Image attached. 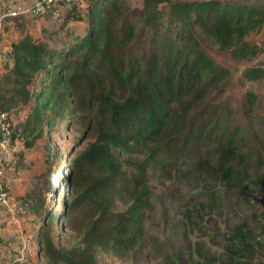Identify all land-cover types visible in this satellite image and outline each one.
<instances>
[{"label": "trees", "instance_id": "1", "mask_svg": "<svg viewBox=\"0 0 264 264\" xmlns=\"http://www.w3.org/2000/svg\"><path fill=\"white\" fill-rule=\"evenodd\" d=\"M61 15L63 23L83 24L84 32L59 49L26 33L12 43V64L0 72V111L31 105L25 148L46 134L47 112L56 119L77 114L87 140L66 165L60 206L26 198L38 215L30 239L38 261L28 264H110L103 256L124 260L141 253L153 199L150 171L169 155L196 160L216 143L218 173L228 183L236 178L250 128L221 131L219 110L169 151L165 140L183 113L230 76L201 37L239 61L259 56L263 47L245 38L264 28V0H142L140 8L129 0H76ZM28 17L41 18L21 15L16 27ZM245 76L261 79L264 67ZM245 98L253 110L257 96Z\"/></svg>", "mask_w": 264, "mask_h": 264}, {"label": "rangeland", "instance_id": "2", "mask_svg": "<svg viewBox=\"0 0 264 264\" xmlns=\"http://www.w3.org/2000/svg\"><path fill=\"white\" fill-rule=\"evenodd\" d=\"M129 1L133 8L141 7L142 0ZM11 2L8 0L4 9ZM26 2L19 4L25 7ZM65 7L55 6L41 18L24 21L20 29L12 21L21 31L17 38L29 33L62 48L85 30L78 22L63 23L60 17ZM201 40L216 63L229 69L230 76L213 86L194 110L182 112L166 137V147L169 151L178 139L197 133L201 122L219 110L221 131H231L239 124L250 128L243 145L244 160L236 165L237 176L228 183L217 171L221 160L216 143L207 144L196 160L176 161L169 155L163 166L150 171L153 199L145 213L141 253H132L124 260L103 256L110 264H264V76L258 80L245 76L250 69L264 67V28L245 38L262 46L263 53L242 61L236 60L230 49H221L214 39ZM248 93L257 96L253 110L245 100ZM31 110L29 105L14 112L17 137L4 150L0 162V192L12 196L8 205L0 204V264L38 261L30 243L35 238L38 215L26 198L38 197L44 206H60L66 165L87 144L77 114L56 119L47 112L50 125L45 127L46 134L33 148H25L24 124ZM215 123L209 122V129ZM206 158L207 164L198 163Z\"/></svg>", "mask_w": 264, "mask_h": 264}, {"label": "built area", "instance_id": "3", "mask_svg": "<svg viewBox=\"0 0 264 264\" xmlns=\"http://www.w3.org/2000/svg\"><path fill=\"white\" fill-rule=\"evenodd\" d=\"M76 0H38L30 7L17 6L10 12L4 13L2 18H16L21 15H32L34 17H43L48 11L57 5H72ZM85 1V0H83ZM1 72V69H0ZM16 110L5 112L0 111V162L4 156V150L9 146V143L16 135V124L14 123L13 115ZM1 174V172H0ZM0 204L8 205V196L4 192H0ZM8 264V263H3Z\"/></svg>", "mask_w": 264, "mask_h": 264}, {"label": "crops", "instance_id": "4", "mask_svg": "<svg viewBox=\"0 0 264 264\" xmlns=\"http://www.w3.org/2000/svg\"><path fill=\"white\" fill-rule=\"evenodd\" d=\"M23 0H12L11 4L9 6L12 7V9L16 8L17 6H23V4H19ZM36 1L38 0H27L25 7L32 6ZM8 0H0V69L3 70V66L5 64H12V59L9 56V53L11 51V45L13 42H16L19 38H17V34H20L21 31L15 29V27L12 25V21H14L15 18H8L4 17L2 18L3 14L6 11L5 6L7 5ZM36 18L28 17L26 21H34ZM22 36V35H21ZM7 62V63H6Z\"/></svg>", "mask_w": 264, "mask_h": 264}]
</instances>
